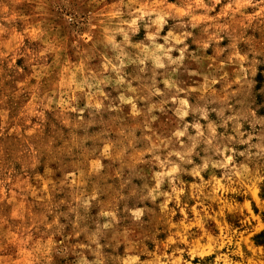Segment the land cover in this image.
Here are the masks:
<instances>
[{"label": "rangeland", "instance_id": "rangeland-1", "mask_svg": "<svg viewBox=\"0 0 264 264\" xmlns=\"http://www.w3.org/2000/svg\"><path fill=\"white\" fill-rule=\"evenodd\" d=\"M263 233L264 0H0V264H264Z\"/></svg>", "mask_w": 264, "mask_h": 264}, {"label": "trees", "instance_id": "trees-1", "mask_svg": "<svg viewBox=\"0 0 264 264\" xmlns=\"http://www.w3.org/2000/svg\"><path fill=\"white\" fill-rule=\"evenodd\" d=\"M263 236H264V233L261 235V238H263ZM260 237V236H259Z\"/></svg>", "mask_w": 264, "mask_h": 264}]
</instances>
